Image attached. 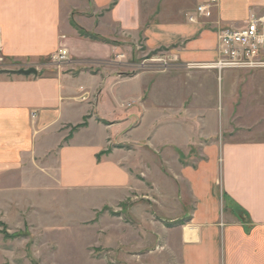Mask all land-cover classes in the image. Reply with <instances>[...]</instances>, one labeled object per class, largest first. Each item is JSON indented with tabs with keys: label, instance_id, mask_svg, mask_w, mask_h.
<instances>
[{
	"label": "crops",
	"instance_id": "0c3cea01",
	"mask_svg": "<svg viewBox=\"0 0 264 264\" xmlns=\"http://www.w3.org/2000/svg\"><path fill=\"white\" fill-rule=\"evenodd\" d=\"M71 1L0 0V57L37 60L53 56L64 47L71 60L88 62L105 60L117 53L121 44L114 40L112 28L110 33L103 31L106 40L98 43L79 36L70 26ZM88 1L87 9L92 14L104 12L101 18L106 19V25L102 27L108 24L136 38L142 32L147 50L180 43L183 48L176 53L184 63L214 59L215 37L211 32L180 23V15L170 17L167 10L155 15L158 4L154 5L153 0ZM262 7L264 0H219L214 20L238 28ZM101 25L84 29L100 35ZM195 71L187 78H192V88L186 89L189 85L186 78L184 85L177 80L180 92L185 89V94L172 103L157 97V89L164 86L155 85L151 76L129 93L132 106H136L130 110L123 107L126 101L123 98L128 95L121 91V86L147 74L122 79L83 70L48 77L39 73L30 76L15 71L0 73V201L7 202L10 194L22 193L26 179L41 176L40 161L54 148V141L52 144L48 137H56L62 128L81 123L83 118L86 127L57 149L53 184L64 190L106 192L102 204L123 201L137 186L132 173L135 165L131 152L125 154L122 148L107 146L111 138L125 133L130 139V134L145 120L152 130L146 138L145 167H156L150 153L161 151V155H156L157 161L164 170L170 168L167 173L171 176L168 178L163 172L161 178L165 197L170 196V204L180 201L172 219L177 227L169 231L174 241L170 239L167 244L176 248L179 263L264 264V130H245L238 136L232 132L226 140L218 142L225 134L220 125L227 118L224 106L233 101L239 86L242 88L246 82L239 71H224L219 79L213 71ZM246 75L251 90L253 79H258V94L248 98L264 109V70L249 71ZM82 93L89 102H80L78 97ZM102 101L112 102L124 113L110 109V117L99 115L96 110ZM219 102L221 121L217 120ZM185 103L190 106L188 110L182 109ZM213 104L215 109L210 112ZM31 112L36 113L35 118H31ZM137 116L140 124L130 129ZM170 122L188 137L186 141L155 144L154 130L170 128ZM133 140L137 139L129 141ZM191 144L197 145L201 158L188 166L180 163L179 152ZM175 152L178 156L174 159ZM13 178L17 179V189H10ZM187 205L190 207L186 208ZM183 214L188 218L180 223Z\"/></svg>",
	"mask_w": 264,
	"mask_h": 264
},
{
	"label": "rangeland",
	"instance_id": "374dc122",
	"mask_svg": "<svg viewBox=\"0 0 264 264\" xmlns=\"http://www.w3.org/2000/svg\"><path fill=\"white\" fill-rule=\"evenodd\" d=\"M200 1L153 0V4H158L155 5L157 8L155 15L162 9L167 10L170 17L174 16L175 13L179 14L180 23L199 26L200 31H209L214 35L215 56L210 62L196 64L180 61L176 53L178 52L177 49L183 48L180 43L147 50L143 44L142 32L136 38L125 32L121 33L116 27L113 28L108 24L107 27H102L104 24L106 25V19L101 18L104 14L103 11L94 15L91 10L87 9L88 0H72V9L68 19L70 26L76 32L75 27H78L88 36H94L96 38L95 42L98 43L106 40L104 39L106 34L103 31L109 32V29L112 28V31L115 32L114 40L120 41V50L105 60L88 62L71 60L64 47H60L53 56L37 60H12L0 57V73L18 72L19 70L33 68L36 75L39 73V75L45 77L53 76L59 72H73L74 74L80 70L88 71L91 74H102L103 76L105 74L113 75L115 78L122 79L147 74L132 79L130 83L121 86V91L128 95L123 98L127 101L124 102L123 107L130 110L135 109L136 106H132L129 93L134 92L146 80H150L151 76H153L155 85L162 84L164 86V89H157V97L169 100L172 103L173 99L185 94V89L180 92L177 80L181 81L183 85L185 81L186 85L189 82L187 90L190 87L192 88V78L189 80L187 78L192 72L196 73L195 70L213 71L218 79L224 71H239L243 74L242 81L246 82L243 86L245 88L239 86L237 96L230 104L224 106L228 119L221 121V104L220 102L217 104V120L221 121L220 125L222 124V129H225L223 130L225 134L223 133L222 138L219 137L217 141L226 140L228 134L232 132L238 136L239 133L245 130L262 131L264 130V109L258 106L257 102L254 103L253 100L248 98L252 94H258V83H256L258 79H253L254 88L251 90L247 83V80L250 79L246 78L248 70L227 69L218 72L217 69H203L200 66L201 64L216 62V59H218L216 30L229 27L215 22V12L209 19H199L197 23H189L187 19L185 20V17L187 18L193 13L195 6ZM257 11V15H264V7ZM98 24H103L100 26L103 29L100 35L84 29L96 27ZM105 28L108 31H105ZM107 42L110 45L116 44L114 41L107 40ZM61 50L66 52L64 60L58 59V52ZM84 95L78 97L80 102H89L86 99L87 96ZM189 107V104L185 103L182 109L188 110ZM208 107L210 108V106ZM211 107L210 112L215 109L213 108L214 104ZM110 109L117 114L124 113L123 109L117 108L112 102L111 104H105L103 101L98 104L96 111L101 116L110 117L108 114ZM30 115L31 118L36 117L35 112H31ZM190 117H192V113L187 116V120ZM132 122L130 129L137 127L141 120L137 116ZM86 125V118H83L81 123L62 128L56 133V137H48L52 144L54 141V148L40 161L42 166L41 176L36 175L34 178L26 179L25 184L21 186L22 193L18 195L10 194L7 202L0 201V264H180L176 248H173L171 244L170 247L167 246L170 239L174 241V236L170 235L169 231L177 227L176 221L172 219L175 217L173 215L178 212L180 201L176 204L174 200L170 204L168 202L170 196L165 197L166 191L163 190L161 178L163 172L166 177L171 178V176L167 173L170 168L164 170L157 161L159 156L156 155H159L161 151L157 152L158 154L150 153L157 166L152 169L149 166V168L145 167L146 151L148 150L146 138L147 134L152 132L151 128L147 127L145 120L135 129L133 134H130V139L125 133L121 137L111 138V144L107 146L109 148H122L125 154L131 152L132 162L135 165L132 168V173L137 181V186L129 191L128 197L123 201L116 204H102L101 200L105 198L106 192L98 193L55 188L53 175L57 166V149L60 145L68 143L72 136ZM187 138L180 129L178 130V126H173L172 123L170 128L165 126L156 128L153 141L155 144H161L169 140L183 143ZM132 139L137 140H133L134 142L129 141ZM198 149L197 145L192 146L191 144V147L188 145L186 149L181 150L179 152L180 157L182 156L180 163L193 166L201 158ZM175 156H178L176 152L173 156L174 159ZM12 181L10 189H17L18 186L15 182L17 179L13 178ZM186 196L188 198V195ZM181 209H184L183 205ZM187 210L190 212L189 209L185 211ZM184 215L179 218L180 223L188 218Z\"/></svg>",
	"mask_w": 264,
	"mask_h": 264
},
{
	"label": "built area",
	"instance_id": "2783aa9c",
	"mask_svg": "<svg viewBox=\"0 0 264 264\" xmlns=\"http://www.w3.org/2000/svg\"><path fill=\"white\" fill-rule=\"evenodd\" d=\"M219 0H201L193 13L187 16L189 23L207 20L217 10ZM1 46V41H0ZM216 62L201 64L203 69L264 70V15L251 14L242 27L216 30ZM65 50L58 52L64 60ZM57 58V57H55Z\"/></svg>",
	"mask_w": 264,
	"mask_h": 264
},
{
	"label": "water",
	"instance_id": "95a60500",
	"mask_svg": "<svg viewBox=\"0 0 264 264\" xmlns=\"http://www.w3.org/2000/svg\"><path fill=\"white\" fill-rule=\"evenodd\" d=\"M16 73L23 76L36 75V71L33 68H30L28 70H19Z\"/></svg>",
	"mask_w": 264,
	"mask_h": 264
},
{
	"label": "trees",
	"instance_id": "16d2710c",
	"mask_svg": "<svg viewBox=\"0 0 264 264\" xmlns=\"http://www.w3.org/2000/svg\"><path fill=\"white\" fill-rule=\"evenodd\" d=\"M114 3H115V1L113 2V4ZM75 29L77 30V32L79 33L80 36H82V37H88L90 39L96 40V38L94 36H88L85 32H83V30L79 29L78 27H75Z\"/></svg>",
	"mask_w": 264,
	"mask_h": 264
}]
</instances>
